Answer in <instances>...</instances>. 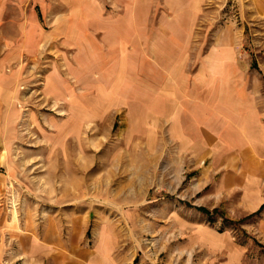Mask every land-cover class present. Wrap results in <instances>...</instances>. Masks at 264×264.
Segmentation results:
<instances>
[{
  "label": "rangeland",
  "instance_id": "1",
  "mask_svg": "<svg viewBox=\"0 0 264 264\" xmlns=\"http://www.w3.org/2000/svg\"><path fill=\"white\" fill-rule=\"evenodd\" d=\"M138 1L152 26L166 16L169 30H189L192 58L232 26L255 63L254 0ZM82 4L0 0V264H264V207L164 119L139 126L111 72L80 65L121 51L105 17L125 10L86 0L93 21L78 23Z\"/></svg>",
  "mask_w": 264,
  "mask_h": 264
},
{
  "label": "crops",
  "instance_id": "2",
  "mask_svg": "<svg viewBox=\"0 0 264 264\" xmlns=\"http://www.w3.org/2000/svg\"><path fill=\"white\" fill-rule=\"evenodd\" d=\"M254 1L262 33L254 41L255 63L252 57L241 58L232 26L216 35L209 51L192 58L189 30H169L162 25L166 16L152 26L151 5L142 11L138 0H115L124 13L105 17L108 40L117 39L111 46L120 45L121 51L99 52L95 68L88 52L78 59L85 70L112 73L116 81L108 85L133 103L139 126L145 122L148 130H156V120L164 119L169 134L188 150L203 152L222 181L237 184L259 210L264 206V0ZM84 4L73 18L87 24L93 20ZM68 23L70 32L71 18ZM93 37L85 33L82 44L96 45Z\"/></svg>",
  "mask_w": 264,
  "mask_h": 264
},
{
  "label": "trees",
  "instance_id": "3",
  "mask_svg": "<svg viewBox=\"0 0 264 264\" xmlns=\"http://www.w3.org/2000/svg\"><path fill=\"white\" fill-rule=\"evenodd\" d=\"M263 207H264V206H262L261 208H263ZM261 208H260V210H261ZM199 210H201V211H203V212H205V213H210V211H209L208 209L204 208V207H200ZM260 210H258L257 212H260ZM214 211H217V209H215ZM214 211H213V212H214ZM239 221H242V219L239 220Z\"/></svg>",
  "mask_w": 264,
  "mask_h": 264
}]
</instances>
